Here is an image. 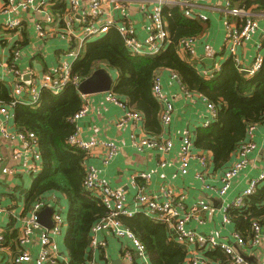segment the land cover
Listing matches in <instances>:
<instances>
[{"label": "built area", "instance_id": "2783aa9c", "mask_svg": "<svg viewBox=\"0 0 264 264\" xmlns=\"http://www.w3.org/2000/svg\"><path fill=\"white\" fill-rule=\"evenodd\" d=\"M6 6L2 14L7 16L0 27L6 32L18 31L22 29V20L20 18H11L17 11L21 13L31 11L36 18L33 23L34 30L39 39L47 36L48 31L56 29L62 34L68 44L64 53V60L58 65L54 74H43L39 78L30 80V84L25 85L20 79H15L10 83V96L12 102L9 106L0 102V139L14 143L12 148V158L18 162L25 153L35 146V136L30 132H19L17 130L9 131L13 113L12 108L17 104L25 106H36L40 101L42 90H48L53 95L61 93L64 87L72 82L75 87L79 80H71L70 72L72 65L81 56L85 44L101 38L110 30L117 31L124 41V46L129 55L133 57H153L160 55L168 48L170 44L169 34L165 27L163 12L167 7L174 6L179 9L182 17L190 22H205L207 17L201 14L200 9L205 7L210 10L218 11L223 20L225 28L224 48L229 57L236 60L238 48L246 42H249L256 31L259 30V17H264V11L255 14L251 9L233 6L237 0H147L140 7L146 19L145 36L139 40L133 28L131 20L124 13L127 6L120 0H110L113 2L114 11L121 10L117 18L113 14L107 13L105 5L106 0H88L82 4L80 0H63L65 7L62 11L54 10L57 0H5ZM78 17L79 21H76ZM261 37L264 38V29L261 30ZM196 38L181 39L177 46V51L181 59L190 66L193 65L190 59H195ZM19 58V51L13 52L10 62L6 65V71L17 73L15 63ZM238 66L239 63L236 60ZM263 62V58L257 55L251 68L241 69L247 72L248 77L256 75ZM220 62L216 61L209 70L200 72V75L210 79L214 74L220 71ZM172 80L179 82L175 73L170 72ZM2 80V79H1ZM180 83V82H179ZM104 99L107 103L114 104L123 112L122 124L130 119L134 121L141 120L139 113L132 112L117 96L110 92L104 93ZM152 95L161 107L160 122L163 127L169 125L173 117L172 102L163 94L159 78L153 76ZM205 101V100H204ZM206 102V101H205ZM207 103V102H206ZM210 112L211 121L216 115V109L213 105L207 103ZM87 112V105H82L81 110L71 119V124L83 117ZM121 123L119 126H121ZM211 122H207V127ZM264 126V123L261 124ZM260 125V126H261ZM75 126V125H74ZM259 125L249 126L245 132V141L234 151L235 161L228 167L220 178V186L213 187L206 180L205 170L207 168V158L204 154L193 153L192 134L187 130L180 139L179 146V172L182 175L187 174L191 160L195 159L199 166V171L195 174V179L206 191L212 192L219 198H224L231 188L233 181L248 167V157L257 150V144L254 141V131ZM19 144V145H16ZM67 144L87 154L88 157L95 153V150L101 151L99 155L102 166L108 163L118 154V146L111 141L101 140H82L75 129V132L69 137ZM133 147L141 152L143 150H155L158 153H167L173 148L170 140L159 137H143L138 141L132 142ZM98 156V155H97ZM2 157L0 154V163ZM161 166H163L161 164ZM85 179L83 187L85 191L100 196L101 203L106 209V214L97 220L90 229L86 264H111V258L108 253L109 240L117 243L116 255L122 264H151L149 255L144 244L130 230L125 228L120 221L121 217L132 218L137 213H142L150 220L163 224L167 227L175 243L182 247L186 253L185 264H210L198 254L206 250H220L226 260V264H246L245 259L231 245L219 242L214 236H203L187 227L190 220L197 224H203L200 214L208 211V206L203 200H199L189 206L184 207V196L175 195L167 188H161L159 195L153 196L142 192V187L137 185L136 180L145 183L149 182L151 176L146 173H139L133 186L137 189V194L132 203L127 199L125 192L121 188H113L109 182L101 176V170L94 166L85 164ZM39 171L38 166L31 165L29 173L36 176ZM264 181V171L256 177L249 180L247 187L242 190L234 200L222 208L221 223L228 225L230 219L227 214L229 207L241 208L244 206L247 197L251 196L257 186ZM47 205L52 206L50 229H43L37 221V214ZM55 205V206H54ZM4 213L0 206V214ZM28 215L21 219L20 236L17 239L19 253L13 258L14 264H71L69 258L61 249L59 240L64 239V228L66 221L63 217L61 208L52 204L50 197H42L35 202ZM40 230L38 236V250L36 255L32 256L27 244L31 236ZM235 244L239 248H256L264 244V226L254 223L252 226L251 237L247 240L238 233L232 234ZM4 242V236L0 233V247ZM257 264H264V255Z\"/></svg>", "mask_w": 264, "mask_h": 264}, {"label": "trees", "instance_id": "16d2710c", "mask_svg": "<svg viewBox=\"0 0 264 264\" xmlns=\"http://www.w3.org/2000/svg\"><path fill=\"white\" fill-rule=\"evenodd\" d=\"M61 3L57 2L58 11L65 8ZM234 5L244 9L256 5L257 10L264 11V0H237ZM163 17L170 44L160 55H129L122 37L112 29L84 45L81 56L71 67L70 78H87L100 66L115 72L117 76L111 93L132 112L142 116L147 134L159 137L156 134L159 133L161 107L152 95L153 76L160 69L175 73L187 92L200 95L215 107L216 115L207 131L197 133L192 141L194 149L211 153L215 169H224L234 151L245 141L246 129L264 123V58L251 79L241 75L236 60L228 56L220 63V71L207 80L181 59L177 51L181 39L196 38L203 32V23L195 22L194 28L186 25V20L174 6L167 7ZM0 102L6 106L12 102L7 83H0ZM81 108V96L71 81L57 95L42 90L36 106L17 104L12 108L15 130L34 134L41 160L40 174L34 178L25 197L24 213L46 194L56 192L66 197L68 210L63 245L71 264H86L90 229L106 214L100 196L85 191L83 187L87 154L67 144L75 132L71 119ZM227 214L234 231L245 240L251 237L254 223L264 226V181L246 198L243 207H229ZM120 221L144 244L151 264H185V250L175 243L165 225L142 213L132 218L121 217ZM13 223L10 218L12 230L3 233L2 244L9 247L11 255L2 259L0 264H14L12 260L19 253L16 249L18 232ZM204 257L225 259L218 249L204 253Z\"/></svg>", "mask_w": 264, "mask_h": 264}, {"label": "crops", "instance_id": "0c3cea01", "mask_svg": "<svg viewBox=\"0 0 264 264\" xmlns=\"http://www.w3.org/2000/svg\"><path fill=\"white\" fill-rule=\"evenodd\" d=\"M58 1L64 4L63 0ZM80 1L82 4H86L88 0ZM120 1L126 3L127 6L124 9V13L133 24L136 37L142 40L145 36L147 22L144 13L140 11V7L147 0ZM57 2L54 10L58 11L57 7L59 5ZM104 5L107 13L115 15L117 18L120 16L121 10L118 12L114 11L112 1L106 0ZM5 6L6 1L0 0V25L7 19V16L2 14ZM248 9H251L255 14L263 12V10H257L256 5H252ZM200 11L208 20L205 22L196 21L203 23L204 28L203 32L196 37V58L190 59L193 64L191 67H194L198 74L212 68L216 61L221 63L228 58L224 48L225 28L221 14L216 10L212 11L205 7L201 8ZM11 18H20L23 26L21 30L16 32H6L0 27V83L10 85L15 79H20L22 75L28 73H31L32 80L34 77L36 79L43 74H54L58 65L64 60V53L69 47L62 34H58L59 32L56 29H51L45 38L39 39L33 26L36 18L31 11L25 13L17 11L12 14ZM75 19L79 21L77 20L79 19L78 17H75ZM258 21L259 30L254 33L249 42L244 43L237 50L236 60L239 63L241 75H243V70L241 69L251 68L257 55L264 58V38L261 37V30L264 29V17H259ZM185 24L194 28L195 22L186 21ZM16 51H19V58L15 63V69L17 70L15 74L6 71L5 67L10 62L12 53ZM206 60H212L213 62L211 65L205 64ZM101 67L106 68L105 66H100L99 68ZM107 70L115 81L117 74L109 69ZM154 74L159 78L162 92L172 102L174 109L172 120L166 127L161 125L159 115V133L156 135L170 140L173 143V148L169 152L162 154L150 149L141 152L137 151L133 147V140L138 141L140 138L155 135L147 134L142 118L139 121L128 119L122 124L124 115L122 110L114 104L107 103L103 94L80 95L82 105L86 102L87 112L74 123L78 136L85 141L92 139L111 141L118 146V154L108 165H101L99 155L103 152L98 150H95V153L87 158L85 164L101 170V176L109 182L111 187L121 188L130 203H132L133 198L137 194L133 181L139 173H146L151 176L147 183L136 180L137 185L143 188L142 192L144 193L156 196L159 195L161 188H167L177 196H184L185 208L199 200H203L209 208L207 212L200 214L203 224L199 225L194 220H190L187 223V227L200 235L214 236L219 242L231 245L242 255L246 264H257L264 255V244L256 248H239L233 240L232 234L235 232L233 227L231 224H222L221 220L222 208L229 205L247 187L250 179L264 171V126L259 125L254 131V141L257 144V150L249 155L248 167L233 181L227 195L224 198H219L212 192L204 190L195 179V174L200 169L195 159L191 160L187 174L182 175L179 172L180 139L187 130L192 134L193 141L197 133L207 131V122H211L207 103L200 95L187 92L179 82L172 80L170 71L160 69ZM243 76L248 77V75ZM120 123L121 126H119ZM14 129L12 118L8 130L13 131ZM13 147H15L14 143L0 139V154L2 157L0 166L5 163L3 175L0 176V206L4 211V213L0 214V233L3 234L8 230H12L9 226L10 218H12L14 220L13 228L18 232V239L20 236V221L28 215V211L24 213L25 197L34 182V178L40 174L41 160L37 148L33 147L16 162L12 158ZM193 153L205 155L207 158L206 180L213 187H219L223 172L235 161L234 153L231 156L229 165L224 169H215L212 164L213 157L211 153L196 150L194 147ZM31 165H36L39 168L36 176L29 173ZM44 197H50L52 204H56L61 208L66 221L68 210L66 197L56 192L46 194ZM47 206L52 208L53 205ZM39 234L36 232V234L31 236L27 244L32 256L36 255L38 250ZM63 240H59V244L61 249L66 252ZM108 243V253L111 258V264H113L114 261L118 260L116 255L117 243L113 240H109ZM16 249L18 250L17 240ZM206 252L213 251L206 250L198 254L199 257L210 264H226L225 259L212 260L205 258L204 253ZM10 255L9 247H0V261Z\"/></svg>", "mask_w": 264, "mask_h": 264}, {"label": "water", "instance_id": "95a60500", "mask_svg": "<svg viewBox=\"0 0 264 264\" xmlns=\"http://www.w3.org/2000/svg\"><path fill=\"white\" fill-rule=\"evenodd\" d=\"M212 60H206L205 64H212ZM243 75H247V72L242 71ZM31 73L22 75L21 81L23 84H30ZM114 79L111 73L104 67L98 68L92 72V74L84 79L79 80L76 91L82 96L104 94L110 92L113 88ZM5 169V163L0 166V176L3 175ZM53 210L52 208L46 206L37 217V221L40 227L44 229H50L52 226L51 216ZM41 231H37L39 234ZM113 264H121L120 261L116 260Z\"/></svg>", "mask_w": 264, "mask_h": 264}]
</instances>
